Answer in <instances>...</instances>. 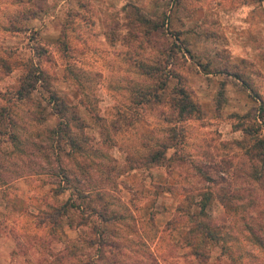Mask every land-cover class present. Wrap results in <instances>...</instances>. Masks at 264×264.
<instances>
[{"label":"rangeland","instance_id":"374dc122","mask_svg":"<svg viewBox=\"0 0 264 264\" xmlns=\"http://www.w3.org/2000/svg\"><path fill=\"white\" fill-rule=\"evenodd\" d=\"M0 54V264H264V0H0Z\"/></svg>","mask_w":264,"mask_h":264},{"label":"trees","instance_id":"16d2710c","mask_svg":"<svg viewBox=\"0 0 264 264\" xmlns=\"http://www.w3.org/2000/svg\"><path fill=\"white\" fill-rule=\"evenodd\" d=\"M8 58L7 56H3L0 54V62L1 63H6V59ZM10 69V66L8 67V70ZM43 78L41 76H39V74H37L36 69L34 68V65L32 62H30V64H27V70L26 73L21 75V77L19 78V83L16 86H12V88H9L6 90V92L8 93L10 98L13 99H20L23 97H27L30 93V91L32 89L35 88L36 84L41 81L42 82ZM53 95H56L54 92H52ZM9 105H5L2 104L0 105V126L1 125H6L8 122V119H11V109H10V104H11V100H8ZM175 105L179 107L178 110V114L179 116L185 117V116H189L191 115L195 110H196V104L195 102L188 97V95H185L184 97H182L181 99H177L175 101ZM64 104L61 102V104H59L58 106V110H64ZM0 131L1 128H0ZM10 135L12 138H15V133L14 132H10ZM162 153H164L163 151H161V155H163ZM157 151L154 150L151 153H149L148 155L145 156L146 161L147 162H158V160L160 159L159 155H156ZM67 203L69 205H73L72 202H70L69 200L64 203H62L60 206L62 208H65V206L67 205ZM62 211L59 209L56 211H53L52 213L50 212L47 217H49L53 222L57 221V217L60 215ZM107 219V218H105Z\"/></svg>","mask_w":264,"mask_h":264},{"label":"crops","instance_id":"0c3cea01","mask_svg":"<svg viewBox=\"0 0 264 264\" xmlns=\"http://www.w3.org/2000/svg\"><path fill=\"white\" fill-rule=\"evenodd\" d=\"M100 1H103V0H100Z\"/></svg>","mask_w":264,"mask_h":264}]
</instances>
